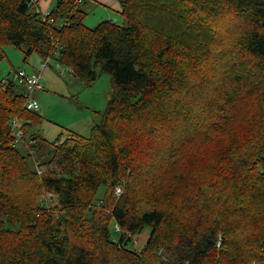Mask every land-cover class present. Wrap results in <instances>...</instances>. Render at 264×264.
<instances>
[{
    "label": "trees",
    "instance_id": "trees-1",
    "mask_svg": "<svg viewBox=\"0 0 264 264\" xmlns=\"http://www.w3.org/2000/svg\"><path fill=\"white\" fill-rule=\"evenodd\" d=\"M82 2L51 23L0 0V61L12 44L116 87L89 137L50 142L0 80V264H264V0H119L127 23L95 27Z\"/></svg>",
    "mask_w": 264,
    "mask_h": 264
},
{
    "label": "rangeland",
    "instance_id": "rangeland-1",
    "mask_svg": "<svg viewBox=\"0 0 264 264\" xmlns=\"http://www.w3.org/2000/svg\"><path fill=\"white\" fill-rule=\"evenodd\" d=\"M42 12H50L54 8L57 0H36ZM91 2L86 0L84 5ZM89 3L87 9H89ZM108 20H114L118 24L125 25L127 20L124 16L120 18V14H107V12L98 5L96 9L90 8L88 15L84 19V23L88 27H95L102 20V17ZM237 20L232 23H219L221 30L225 34L231 32L232 26ZM223 26L226 27L223 30ZM4 57L0 61V80H6L8 76L13 77V72L18 68H24L28 74L41 73V82L43 86L34 91L32 98L38 102L37 114L39 115V125L35 127L37 134L41 138H45L50 142L56 141L62 136V141L68 138V135L77 133L84 137H89L91 128L94 124L101 121L100 113H104L108 101L116 95V87L112 76L108 72H102L101 75L92 83H86L81 80H76L69 69L64 65L65 71L57 68L59 61L46 58V69L41 70V63L44 58L38 53H33L29 57H25L24 50L12 44L5 45L3 48ZM29 137V136H27ZM31 138V136H30ZM25 139L19 144L18 148L21 152L25 150ZM43 143L38 144V150H43ZM165 146V144H163ZM40 159L42 166L38 169L42 175L44 172L50 171L52 168H57V163H53L48 167L46 157L40 153L36 156ZM58 169H60L58 167ZM105 194V187L100 189L98 198ZM112 233L117 237V227L112 225ZM149 229H145L142 234L134 238L130 248L133 250H142L148 239Z\"/></svg>",
    "mask_w": 264,
    "mask_h": 264
},
{
    "label": "built area",
    "instance_id": "built-area-1",
    "mask_svg": "<svg viewBox=\"0 0 264 264\" xmlns=\"http://www.w3.org/2000/svg\"><path fill=\"white\" fill-rule=\"evenodd\" d=\"M42 18L44 21L47 22H55V17H50V12L47 13H43L42 14ZM48 61H43L41 63V70L43 71L46 66ZM59 69H62V71H65V67L62 63H58V67ZM13 78L14 80L18 81L25 89V91L27 92V94H25V103H26V107L29 110H37L38 109V102L36 100H34L32 98V95L34 94V91H36L38 88H41L43 86V83L41 82V73L40 74H28L26 69L24 68H18L17 70H15L13 72ZM17 120H14V128L17 124L16 122ZM15 136L17 137V141H20L23 136H24V131L21 129H18L16 131ZM20 143V142H18ZM115 193L117 194V196H121L123 193V190L120 186H118L115 190Z\"/></svg>",
    "mask_w": 264,
    "mask_h": 264
},
{
    "label": "crops",
    "instance_id": "crops-1",
    "mask_svg": "<svg viewBox=\"0 0 264 264\" xmlns=\"http://www.w3.org/2000/svg\"><path fill=\"white\" fill-rule=\"evenodd\" d=\"M85 2H86V0H83L82 5H81V8L86 13V16L88 15L90 8L96 9L98 7V5H101V7H103V9L107 12V14L117 13V14H120L121 15L120 18L122 16H124L122 14V7H121V4H120L119 0H91V2H89V3H91V5L89 6V9H87L89 3H87L86 5H84ZM56 4H57V2H56ZM56 4H55V6H56ZM55 6H54V8H55ZM38 8L41 11V13H44V12H42V10H41V8H40L39 5H38ZM54 8H52L51 10H53ZM101 19L108 20L105 16L102 17ZM102 21H104V20H102ZM111 21L114 22V20H111ZM34 73H36V72L34 71Z\"/></svg>",
    "mask_w": 264,
    "mask_h": 264
}]
</instances>
